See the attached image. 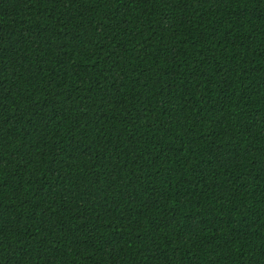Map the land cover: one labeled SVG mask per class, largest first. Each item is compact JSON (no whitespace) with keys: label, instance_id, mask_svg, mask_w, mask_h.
Masks as SVG:
<instances>
[{"label":"trees","instance_id":"obj_1","mask_svg":"<svg viewBox=\"0 0 264 264\" xmlns=\"http://www.w3.org/2000/svg\"><path fill=\"white\" fill-rule=\"evenodd\" d=\"M0 264H264V0H0Z\"/></svg>","mask_w":264,"mask_h":264}]
</instances>
